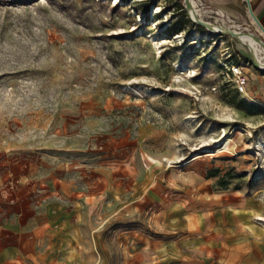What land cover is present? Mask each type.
<instances>
[{
  "label": "rangeland",
  "instance_id": "obj_1",
  "mask_svg": "<svg viewBox=\"0 0 264 264\" xmlns=\"http://www.w3.org/2000/svg\"><path fill=\"white\" fill-rule=\"evenodd\" d=\"M192 3L247 33L185 0H0V215L27 226L7 264H264L253 29ZM50 199L79 211L74 262L29 218Z\"/></svg>",
  "mask_w": 264,
  "mask_h": 264
},
{
  "label": "crops",
  "instance_id": "obj_2",
  "mask_svg": "<svg viewBox=\"0 0 264 264\" xmlns=\"http://www.w3.org/2000/svg\"><path fill=\"white\" fill-rule=\"evenodd\" d=\"M196 1L203 9H214L235 17L241 25L252 27L253 32H256L253 19H255L258 26L264 24V0H248L253 16L250 14L245 0ZM54 189H57V186ZM46 202H49V204H44L37 213L32 212L29 217L31 223H33V228L42 230L45 226H49V229L52 230L51 249L58 251L62 249L61 244L65 242L64 251H67L68 258L74 262L73 254L68 251L73 249L71 245H76L79 239L78 229L72 224L73 221H76L79 211L73 206L65 207L56 199H50ZM67 220L68 224L66 223ZM26 233L27 226L25 220L21 217L20 211L14 212L12 218L7 212L0 215V264H7L12 260L25 258ZM65 257L67 256L65 255Z\"/></svg>",
  "mask_w": 264,
  "mask_h": 264
},
{
  "label": "bare ground",
  "instance_id": "obj_3",
  "mask_svg": "<svg viewBox=\"0 0 264 264\" xmlns=\"http://www.w3.org/2000/svg\"><path fill=\"white\" fill-rule=\"evenodd\" d=\"M190 1H191V3H190ZM185 0V4L191 9V11L192 12H197L198 11V9L196 10V7L194 6V4L192 3V0ZM198 5V4H197ZM212 13H213V11H212ZM209 14V13H208ZM217 14L220 16V17H223V13L222 12H220V11H217ZM199 15L201 16V17H204V13H199ZM229 18V17H228ZM191 20H192V22L193 23H196V24H199V25H202V26H204L207 30H209V31H212V32H217V33H221V34H228V35H231V36H233V37H235V38H239L238 36H239V33H247V32H244V31H241V30H239V29H232V28H230V27H228V26H226V25H224V24H222V23H220V22H218V19L216 20V21H214V22H212L215 26H217V27H219V28H227V29H229V30H227V31H222V30H219V29H212V25L210 24V23H208V22H206L205 20H203L202 18H200V17H198L197 15L195 16V18H191ZM220 21V20H219ZM253 22H254V24L256 25V26H258L257 25V22L255 21V19H253ZM262 35H263V37L261 36V35H259V36H256L254 33H248V35H249V37H250V39L252 40V42L254 43V46H255V48H256V50L258 51V53H259V56H260V65H261V67H262V69H264V34L263 33H261ZM244 42L247 44L248 43V41L247 40H245L244 39ZM264 71V70H263ZM192 76H194V75H192ZM187 90V89H186ZM184 91V90H183ZM188 92V91H187ZM186 92V93H187ZM190 92V91H189ZM228 149V148H227Z\"/></svg>",
  "mask_w": 264,
  "mask_h": 264
},
{
  "label": "built area",
  "instance_id": "obj_4",
  "mask_svg": "<svg viewBox=\"0 0 264 264\" xmlns=\"http://www.w3.org/2000/svg\"><path fill=\"white\" fill-rule=\"evenodd\" d=\"M254 28H255V31L263 37L261 33L264 34V24L263 26H258V27L256 26ZM232 75L236 78V88L238 92L244 93V91L246 90V84H247L246 77L243 75L242 71H240L238 67L234 68Z\"/></svg>",
  "mask_w": 264,
  "mask_h": 264
},
{
  "label": "water",
  "instance_id": "obj_5",
  "mask_svg": "<svg viewBox=\"0 0 264 264\" xmlns=\"http://www.w3.org/2000/svg\"><path fill=\"white\" fill-rule=\"evenodd\" d=\"M246 3H247V6H248V9H249V12L250 14L252 15V12H251V9H250V5H249V1L248 0H245ZM184 8L185 10L187 11V13L189 14V16L192 18L195 17V14L191 11V9L187 6V5H184ZM253 16V15H252ZM256 36H259V34L257 32H253ZM263 72V71H262Z\"/></svg>",
  "mask_w": 264,
  "mask_h": 264
}]
</instances>
